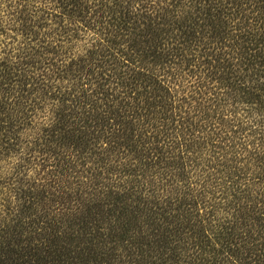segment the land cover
Listing matches in <instances>:
<instances>
[{"label":"trees","instance_id":"trees-1","mask_svg":"<svg viewBox=\"0 0 264 264\" xmlns=\"http://www.w3.org/2000/svg\"><path fill=\"white\" fill-rule=\"evenodd\" d=\"M118 259L264 264V0H0V264Z\"/></svg>","mask_w":264,"mask_h":264},{"label":"rangeland","instance_id":"rangeland-1","mask_svg":"<svg viewBox=\"0 0 264 264\" xmlns=\"http://www.w3.org/2000/svg\"><path fill=\"white\" fill-rule=\"evenodd\" d=\"M29 81H31V80H29ZM87 81L88 80L79 79V80H74L73 82L75 84L74 86H76V89L81 93L83 88L84 89L88 88ZM31 88L34 90H32L29 94H27L28 100H31V99L35 100L34 102L39 103V105H40L41 104V88L38 86H32ZM76 89H75V93H76ZM38 100L40 102H38ZM37 114L41 115V112L38 110ZM115 264H125V263L122 259H118Z\"/></svg>","mask_w":264,"mask_h":264}]
</instances>
